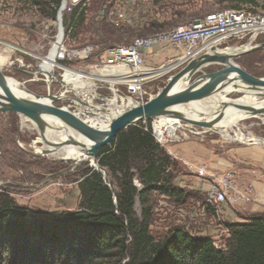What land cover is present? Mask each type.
Instances as JSON below:
<instances>
[{
	"label": "rangeland",
	"instance_id": "1",
	"mask_svg": "<svg viewBox=\"0 0 264 264\" xmlns=\"http://www.w3.org/2000/svg\"><path fill=\"white\" fill-rule=\"evenodd\" d=\"M53 1L0 0V73L3 75L1 76L16 81L22 85L25 92L42 97H46L48 93L55 97V93L59 91V87L51 83L46 84L48 74L40 71L43 76L38 75L40 65L49 55L58 34L57 13L54 18L51 16ZM252 1L248 4H235L222 0H92L82 10L85 17L82 25L73 30H76V37L72 36L71 30V34L68 38L66 35L64 42L71 46L92 44L105 48L128 44L136 38L146 37L179 25H187L195 19L216 11L245 8L253 13L264 15V0ZM118 13L124 14V20L118 21ZM263 42L264 35L258 37L250 46H259ZM244 44L246 45V43L239 45L232 42L221 43L218 48L222 50ZM161 47L164 51L169 50L164 45ZM165 57L164 54L162 58ZM171 58L172 56L166 57L165 62L162 59L160 62L163 61L166 64ZM147 62L151 64L152 61L148 59ZM234 62L247 74L257 78L264 77V49L246 52ZM74 67L78 68L77 65ZM221 68L218 65H211L205 71L213 72ZM176 71L178 70L149 82L145 91L155 95L164 86L167 78ZM47 85H51L49 90ZM120 92L124 93L123 87H120ZM113 97L110 96L109 99ZM241 97L240 94L226 96L229 99ZM115 98L118 105L115 106L114 111L119 113L125 109L124 105H121V100L128 97L120 94ZM63 99L62 96V100L50 105L60 110L67 109L68 114L79 118L86 104L83 105L80 101L74 100L78 105V111L75 109L72 111L67 108V99ZM202 105L205 106L202 111L207 116L211 115L212 103L204 102ZM194 109L203 108L200 105H192L190 110ZM106 113L108 111H103L98 116L101 118ZM97 118L91 119L93 124L106 123L105 119L97 120ZM90 124L91 121L85 126L90 128ZM228 129L239 131L245 137H255L264 141V115L230 120ZM195 131L196 135L186 133L183 141L180 142L196 144L193 148L184 151L188 152L190 157L183 158L178 155L180 150L174 148V145L180 143L169 145L167 148L163 147L168 154L169 151L173 153L169 155L178 163L172 185L183 189L188 198L184 204H177L168 198L153 196L150 231L154 236H163L173 227H183L194 236L212 237L216 248L224 249L227 236L221 227L217 232L215 229H209L207 219L209 209L205 207L204 193L194 190L199 183L192 171L196 167H205L212 173L225 172L227 170H213L209 167V157H230L231 148L236 150L257 144L226 140L220 131L201 134H197L202 131L201 129H195ZM230 135L234 134L230 133ZM42 147L38 128L34 123L14 113H0V192L7 193L16 204L25 207L28 214L51 215L77 211L80 199L78 182L86 171L84 168L87 162L76 163L72 160L65 163L62 161L66 158L64 150L43 155ZM94 164L98 169L96 158ZM134 183L138 185L136 180ZM134 210L136 216L140 217L141 208L137 200ZM214 230L216 233L213 232Z\"/></svg>",
	"mask_w": 264,
	"mask_h": 264
},
{
	"label": "trees",
	"instance_id": "2",
	"mask_svg": "<svg viewBox=\"0 0 264 264\" xmlns=\"http://www.w3.org/2000/svg\"><path fill=\"white\" fill-rule=\"evenodd\" d=\"M53 3L52 18L60 0ZM84 18L77 10L63 16L65 33L77 29ZM144 128L143 122L130 125L99 149L98 169L86 170L78 182L77 211L28 214L0 192V264H264V214L225 222L229 235L224 249H217L212 237L194 236L183 227L163 236L151 233V198L184 204L188 195L172 185L178 163ZM206 208L214 217L213 209Z\"/></svg>",
	"mask_w": 264,
	"mask_h": 264
},
{
	"label": "built area",
	"instance_id": "3",
	"mask_svg": "<svg viewBox=\"0 0 264 264\" xmlns=\"http://www.w3.org/2000/svg\"><path fill=\"white\" fill-rule=\"evenodd\" d=\"M90 2L92 0H61L57 10L58 15L61 9L60 25L56 16L57 31L61 29L62 39L57 48V57L50 75L51 85L59 87L55 97L63 96L67 99V108L72 111L74 109L78 111V105L74 101L78 100L86 104L89 107L88 110L103 113L108 106L109 97L120 94L128 97L132 104L144 103L154 96L152 92L145 91L149 82L179 70L208 51L210 46L218 47L221 43L229 42L237 45L241 43L252 45L258 37L264 35V15L241 8L212 12L187 25H179L146 37L136 38L128 44L105 48L92 44L66 45L65 37L67 35L68 38L72 28L65 33L63 16H68L75 10L79 13ZM117 19L124 20V14L118 13ZM157 45L169 48L172 51V58L166 63L168 65L155 69L145 65L144 52ZM66 71L78 74L79 82L90 83L91 88L85 96L77 84L72 83L73 80L67 86L64 84ZM38 75L43 76L40 68ZM120 87H123L124 93L120 92ZM173 119L169 117L152 119L149 127L144 121V130L149 131L155 141L165 148L183 141L186 133L194 135L196 128L181 121L174 123ZM169 154L173 155L170 151ZM192 174L209 181L208 188L203 192L205 207L213 209L215 222L228 237V231L224 227L225 221L222 218L223 206L236 207L249 204L254 193L253 185L238 184L232 170L212 173L205 167H196ZM214 246L216 247L215 244Z\"/></svg>",
	"mask_w": 264,
	"mask_h": 264
},
{
	"label": "water",
	"instance_id": "4",
	"mask_svg": "<svg viewBox=\"0 0 264 264\" xmlns=\"http://www.w3.org/2000/svg\"><path fill=\"white\" fill-rule=\"evenodd\" d=\"M61 9L58 11L57 22L60 25ZM61 31V29H59ZM248 46L249 51L264 49V42L259 46H250L248 44L239 46ZM236 47V48H239ZM231 47H226L227 49ZM218 47L212 45L208 51L191 60L185 66L180 68L175 73L171 74L164 86L152 96L149 100L141 104H132L124 111L115 117L109 127V133H99L77 121V118L68 116L59 108L47 106L43 103V99H49L52 102L59 101L58 97L47 95L46 97L38 96L30 92L32 99H26L16 96L6 85L2 83L3 91H0V113H14L24 117L27 121L34 123L38 128L40 136V142L43 146L41 154L51 155L55 153L63 145H76L80 149H83V145L80 143L66 142H52L47 139L45 132L49 126L44 121L42 116L51 115L60 120L66 127L76 131L89 141L93 142V145L89 149L90 156L93 157L92 163H87L84 169H96L94 160L100 148L110 145V143L116 138L117 134L126 129L130 125H135L138 122H144L156 118L169 117L176 118L186 125L201 129V133L204 132H217L218 129L214 124L203 118L200 120L187 119L180 117L176 108L178 106L211 102L218 104L216 109H219L217 118L223 117V110L228 107L231 101L237 99H229L228 101H219V97L228 94H240V95H253L257 98H264V77H253L244 72L235 62L240 55H223L217 52ZM211 65H218L222 67L219 70L213 72H207L205 69ZM2 74L0 73V76ZM3 76V75H2ZM233 106L239 110H246L249 116L264 115V108L254 109L253 107L233 103ZM215 109V110H216ZM199 114H204L199 112ZM70 162V160L65 161ZM72 169V166L69 165ZM104 175V174H103Z\"/></svg>",
	"mask_w": 264,
	"mask_h": 264
},
{
	"label": "bare ground",
	"instance_id": "5",
	"mask_svg": "<svg viewBox=\"0 0 264 264\" xmlns=\"http://www.w3.org/2000/svg\"><path fill=\"white\" fill-rule=\"evenodd\" d=\"M61 39H62V32L60 30H58V34L56 36V42L54 43V46L51 48L49 55L43 59V64L40 65V67H41L40 71L45 72L49 76L48 80L46 81V84L51 83V76L50 75L52 74V71H53L54 63H55V60L57 57V48L61 42ZM248 50H249V47L244 46L241 48L240 47L239 48L234 47V48H227V49H222V50L217 49V52L220 54H223V55L232 56V55H239V54L244 53ZM79 79H80V76H78V74L72 73L70 71H66L65 80L63 82L67 86V84H70L73 80L72 83L77 84V87H79L81 89L82 94L85 96V94H87L89 92V88H91V85H90V83L79 82ZM2 83L4 85H6L8 87V89L11 90L16 96L26 98V99H32L31 95L27 94L24 91L22 85H19L16 81L0 76V91H3V88L1 86ZM47 88L49 90L50 86L47 85ZM58 99L60 101V100H62V97H60ZM42 101H43V103H45L47 106H50V107H52L50 104L54 103L51 100L46 99V98H44ZM219 101H228V100L224 95H221L219 97ZM129 102H130L129 99L125 98L124 100H121V105H124L125 109H127L131 106V104ZM231 103L232 104H230L228 107L225 108V110L222 111L223 117L221 119L217 118V113L219 112V109H216V108L218 107V104L212 105L213 106L212 114L208 115V116L203 112L204 108H205V106L202 105L203 103H194V104L178 106L176 108V110L178 111L180 117H182V118L195 119V120H200V119L205 118V119L211 121L214 124V126L216 127V129H218V131H220L222 133V137L226 140L240 142V143L253 142L254 144H257V145L263 147L264 146L263 140H260V139L255 138V137H245L241 132L231 131L228 128L230 125V120H234V119L239 120V119H243L245 117H252V116H249V114H248V112H246V110H243V109L239 110V109L235 108L233 106V103L247 105V106L253 107L254 109H258V108H264V99H258L257 97H255L253 95L245 94L241 98H238L237 100L231 101ZM116 105H118L117 104V98L113 97L112 99L108 100V106L105 107V112L108 111V113L104 114V116L101 117L102 119L106 120V123H104V125H97V124H101V123H96V124L92 123L91 119H93V118L96 119L98 117L97 120H100L101 118L98 115H100L102 113H96V111L88 110L89 109L88 106L84 107L85 110L81 112L82 114L78 116L79 118L76 117L77 121L83 125L89 124L91 121V124H90L91 129H93L99 133L108 134L111 121L121 113V112L116 113L114 111ZM192 105H200L203 109H201V110H195V109L190 110V107ZM90 109H91V107H90ZM60 111L64 112L65 114H67L70 117L73 116V114L72 115L68 114L67 109L63 108V110H60ZM199 112H202L204 114H199ZM81 116H83V117H81ZM42 118L44 119V121L49 126L48 130H46V132H45V135H46L48 140H50L52 142H61V143L69 141L71 143H80L84 146L83 149H80L76 145H63L62 147H60L56 151V152H60L63 150L65 151L64 155L66 158L63 160H65V161L70 160V162L73 160L76 163H80V162L92 163L93 162V157H91L90 153H89V149L93 145L92 141L87 140L82 135L78 134L76 131L66 127L60 120H58L57 118H55L51 115H44V116H42ZM164 118H166V117H164ZM172 122L179 123L180 121H179V119L174 118L172 120ZM226 129H228V130H226ZM195 132H194V135H196ZM230 133H233L234 135L231 136ZM197 134H201V133H197ZM45 147L46 146H43L42 148L44 149ZM55 153H53V154H55Z\"/></svg>",
	"mask_w": 264,
	"mask_h": 264
},
{
	"label": "crops",
	"instance_id": "6",
	"mask_svg": "<svg viewBox=\"0 0 264 264\" xmlns=\"http://www.w3.org/2000/svg\"><path fill=\"white\" fill-rule=\"evenodd\" d=\"M166 57L172 56V51L162 50L161 45L154 46L153 48L144 52L145 65L153 67L155 69L165 64ZM150 59L151 64L147 62ZM161 59L164 61L160 62ZM196 144L183 142L174 145V148L180 150L178 155L183 158L190 157L191 155L185 150L193 148ZM230 157H215L210 159V166L213 170H232L236 175V180L240 184L251 183L254 187V193L252 201L249 204L243 206L232 207L230 205L223 206L222 218L227 223L243 222L247 216L256 214H264V148L259 145H249L246 147L229 150ZM194 178L198 181V185L194 190L204 192L208 188L209 181L200 179L194 175ZM209 229H215L216 232L219 229L217 222L214 221V217L211 214L207 216ZM212 225H214L212 227ZM215 230L213 232H215ZM215 232V233H216Z\"/></svg>",
	"mask_w": 264,
	"mask_h": 264
}]
</instances>
